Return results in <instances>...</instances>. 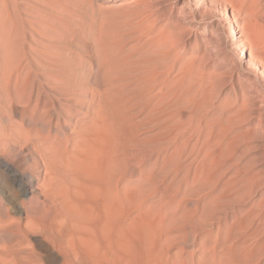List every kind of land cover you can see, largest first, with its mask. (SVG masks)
I'll return each instance as SVG.
<instances>
[{
    "label": "bare ground",
    "instance_id": "obj_1",
    "mask_svg": "<svg viewBox=\"0 0 264 264\" xmlns=\"http://www.w3.org/2000/svg\"><path fill=\"white\" fill-rule=\"evenodd\" d=\"M182 1L216 18L226 3L235 6ZM247 1L264 38V0ZM137 13L98 5L77 21L40 19L39 46L21 35L0 41V111L19 112L16 124L44 164L48 201L23 222L0 225L19 234L0 246V264H248L220 237L207 204L233 199L250 219L262 206L264 128L253 134L229 112L214 117L193 61L182 69L163 23ZM73 28L82 34L77 51L63 40ZM247 58L254 65V53ZM245 156L253 165H242Z\"/></svg>",
    "mask_w": 264,
    "mask_h": 264
},
{
    "label": "rangeland",
    "instance_id": "obj_2",
    "mask_svg": "<svg viewBox=\"0 0 264 264\" xmlns=\"http://www.w3.org/2000/svg\"><path fill=\"white\" fill-rule=\"evenodd\" d=\"M216 3L224 6V2ZM234 3L235 6L226 3L216 18L210 13L201 16L196 14L182 0H0V41L6 34L21 35L26 41L35 40L39 46L42 41H46L38 31L40 19L56 23L55 15L59 14L73 16L77 21L81 13H90L98 5L125 7L130 14L137 13L138 9L145 10L148 13L145 18L158 19L163 23L166 46L170 47V41L175 44L180 67L188 71L190 63H187L193 61L192 74L201 80L213 103V116L223 119L224 113L229 112L241 119L255 134L258 127L264 128V38L248 12V1L234 0ZM231 27L236 30L237 43L230 38ZM81 38L82 34L74 28L65 30L63 35L65 44L74 51L78 50L76 45H79ZM249 53H254L256 57L254 65L247 60ZM45 92L51 97L61 96L49 87H46ZM6 104L8 106V102ZM17 107L20 109L22 104L18 103ZM18 119L19 112L10 109L0 111V225L12 218V221L23 222L27 213H32L36 206H42L47 201L44 195L47 189L43 184L45 169L42 158L23 135L22 128L16 124ZM10 123H14L11 130ZM69 133L70 126L67 125L61 136ZM250 158L245 156L243 161H250H242V165H253L254 160ZM259 159L258 163L264 169V153ZM153 167L162 165L153 164ZM169 181L172 184L174 182L171 179ZM239 190V195L245 196L246 189L241 187ZM256 199L262 206L255 210L251 219L241 206L233 203V199H229L230 202L224 199L218 206L213 201L207 204L221 225L220 237L225 240L231 238L237 249L243 252L242 256L245 254L244 260L248 264H264V195L256 196ZM246 230L251 232L248 237ZM3 232L0 226V243L3 244L0 246H4V243L9 245L8 240L19 237L15 229ZM39 235V232L33 231L29 236L36 251H40V248L34 239ZM184 245L188 249L192 248L190 243ZM198 258H201L200 255Z\"/></svg>",
    "mask_w": 264,
    "mask_h": 264
}]
</instances>
